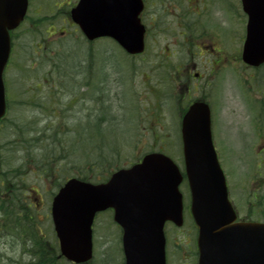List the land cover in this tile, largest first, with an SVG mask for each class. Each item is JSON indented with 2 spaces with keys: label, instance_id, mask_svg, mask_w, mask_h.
Returning a JSON list of instances; mask_svg holds the SVG:
<instances>
[{
  "label": "rangeland",
  "instance_id": "obj_1",
  "mask_svg": "<svg viewBox=\"0 0 264 264\" xmlns=\"http://www.w3.org/2000/svg\"><path fill=\"white\" fill-rule=\"evenodd\" d=\"M42 1L33 0L29 14L32 20L35 19L34 9ZM71 1L56 0L60 11L54 1L45 0V11L40 19H50L51 24L68 32L64 39H67L69 46L57 43L50 45L49 51L66 57L55 61L61 66L63 78L68 74L74 78L78 87L65 89L64 85L55 98H49L41 82L47 66V54L37 50V42L47 36V26L41 27L38 32L28 33L26 25L17 34L11 69L6 70L11 93L10 106L5 122L0 124V184L3 185L6 175H19V171L23 172L17 178V183L25 191L26 198L31 200L33 212L37 213L39 229H43L47 241L53 246L57 244L50 207L58 185L80 174H87L92 181L101 182L117 168L129 167L147 153L157 151L168 154L184 170L180 116L174 110L176 105L179 108L185 107L189 101L204 95L212 104L215 120L217 113L225 115L224 125L229 120L231 108V95L225 94L231 87L229 78L224 75L221 78L210 76L211 58L208 55L204 58L194 57L192 48L189 51L185 47H178L179 53L167 59L168 53L175 47V38L164 29L157 31L158 36L153 37L147 54L133 58L136 60L120 53L108 42L95 43L93 54L99 60L92 74L98 79H93V75L89 77L90 46L80 33H75L74 27L64 22L66 12L71 7L66 10L64 8ZM73 1L75 3L77 0ZM183 29L180 25L172 27V31L177 34ZM237 39L238 36L231 44H227L225 55L230 56L231 49L234 55L240 53L238 48L242 43ZM180 62L189 64V69L193 66L195 68L191 69L190 74L188 71L191 77L183 76L184 83L179 79L174 86L175 69L180 72ZM197 73L200 76L202 74L203 80L195 77ZM87 77L89 80H86ZM240 79L244 81L245 74L237 70L231 79L233 86ZM86 82H89V89L84 85ZM189 93L191 96H188ZM224 131L226 139L222 142L230 146L232 141L229 130L226 128ZM53 136L58 141L62 140V146L59 147L58 142L54 145ZM214 138L218 144L216 128ZM113 157L112 162L115 163L107 166L109 162L104 159L110 160ZM49 158L53 161L50 164L52 167L48 165L44 170L43 164ZM38 162L41 163L40 169L36 167ZM96 162L99 167L94 166ZM85 166H88V171ZM232 167V160L226 156L222 160L224 172L229 174ZM32 189L39 195L32 193ZM182 192L188 208L190 198L187 186H183ZM188 211L183 228L178 229L173 225L167 227L170 242L168 264L197 262V254L193 251L194 246L197 251L198 231ZM100 215L94 224L95 257L92 264H124L122 232L113 222L112 213ZM24 240L1 234L0 264L31 261L32 257L28 253L32 252L33 244L29 242L23 247L21 241Z\"/></svg>",
  "mask_w": 264,
  "mask_h": 264
},
{
  "label": "water",
  "instance_id": "obj_2",
  "mask_svg": "<svg viewBox=\"0 0 264 264\" xmlns=\"http://www.w3.org/2000/svg\"><path fill=\"white\" fill-rule=\"evenodd\" d=\"M136 0H80L72 17L93 41L115 39L129 54L144 52L145 28ZM128 5V8H127ZM28 0H0V120L6 114L3 75L11 53L10 31L24 20ZM244 61H264V46L247 42ZM182 136L191 213L199 229V264H264V224L236 223L228 187L215 151L211 110L195 103L183 118ZM184 177L167 156L150 154L106 184L70 180L53 202L62 255L75 264L93 259L97 213L114 209L123 229L125 264H167L165 225L184 224Z\"/></svg>",
  "mask_w": 264,
  "mask_h": 264
},
{
  "label": "flooded vegetation",
  "instance_id": "obj_3",
  "mask_svg": "<svg viewBox=\"0 0 264 264\" xmlns=\"http://www.w3.org/2000/svg\"><path fill=\"white\" fill-rule=\"evenodd\" d=\"M44 1L34 9L35 15H41L45 11ZM49 1H54L60 10L56 0ZM143 3V15L152 16L151 26L156 33L164 29L175 38L174 45L195 47L199 53L193 51V56L201 57V51L206 48L219 55L211 70L213 77L237 70L234 66L226 65L231 57L224 56L221 47L226 43H222V37L232 43L238 36L237 41L242 43L246 40L250 24L259 27L264 24V0H248L246 10L243 0H143ZM28 25L35 29L37 27L33 23ZM53 25L49 26L46 42L41 41L43 51L45 46L55 41L52 34H56L58 29ZM176 25L184 28L181 33L172 31V27ZM232 59L233 65L240 63L245 74V86L228 88L231 108L226 125L225 115L216 114L215 128L220 145L216 144V149L219 156L235 159V167L230 173L233 190L231 197L239 220L264 222V63L247 65L242 62L240 55H234ZM189 66L185 65L184 73L181 74L183 83V76L188 78L191 69L195 67L189 69ZM55 74L58 75L55 70L44 73L42 81L49 90L61 88L62 78H55ZM195 77L199 78L200 74H195ZM226 128L232 141L228 149L222 142L226 139Z\"/></svg>",
  "mask_w": 264,
  "mask_h": 264
},
{
  "label": "trees",
  "instance_id": "obj_4",
  "mask_svg": "<svg viewBox=\"0 0 264 264\" xmlns=\"http://www.w3.org/2000/svg\"><path fill=\"white\" fill-rule=\"evenodd\" d=\"M51 162H45L43 165L48 166ZM40 165V162L36 164L37 167ZM18 173L19 175L17 173L6 175L3 185L0 184V235L7 233L20 239L31 233V236L33 234L37 238V230L34 229L36 219L32 218L30 206L23 199V189L17 183L18 179L16 182L13 181V179L23 175L21 171ZM24 174L26 173L24 172ZM30 256L32 260L28 264H59L58 256L54 253H33Z\"/></svg>",
  "mask_w": 264,
  "mask_h": 264
}]
</instances>
